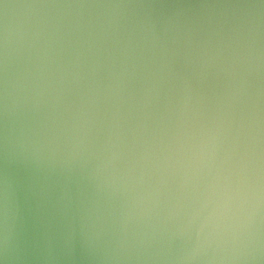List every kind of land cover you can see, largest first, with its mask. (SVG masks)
I'll use <instances>...</instances> for the list:
<instances>
[{"label": "water", "instance_id": "1", "mask_svg": "<svg viewBox=\"0 0 264 264\" xmlns=\"http://www.w3.org/2000/svg\"><path fill=\"white\" fill-rule=\"evenodd\" d=\"M0 264H264V0H0Z\"/></svg>", "mask_w": 264, "mask_h": 264}]
</instances>
